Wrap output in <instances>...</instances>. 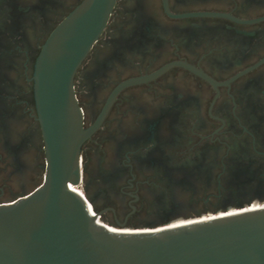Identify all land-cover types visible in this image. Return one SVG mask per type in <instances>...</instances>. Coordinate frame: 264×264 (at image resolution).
Returning <instances> with one entry per match:
<instances>
[{
  "label": "flooded vegetation",
  "instance_id": "1",
  "mask_svg": "<svg viewBox=\"0 0 264 264\" xmlns=\"http://www.w3.org/2000/svg\"><path fill=\"white\" fill-rule=\"evenodd\" d=\"M81 1L0 0V202L42 180L33 65ZM73 85L83 127L95 126L78 189L100 221L125 227L108 229L263 206L264 0H115Z\"/></svg>",
  "mask_w": 264,
  "mask_h": 264
},
{
  "label": "water",
  "instance_id": "2",
  "mask_svg": "<svg viewBox=\"0 0 264 264\" xmlns=\"http://www.w3.org/2000/svg\"><path fill=\"white\" fill-rule=\"evenodd\" d=\"M114 2L82 0L35 58L44 174L32 191L0 202V264H264V204L154 231L116 232L98 222L85 194L74 189L81 146L95 126L83 127L73 80Z\"/></svg>",
  "mask_w": 264,
  "mask_h": 264
},
{
  "label": "bare ground",
  "instance_id": "3",
  "mask_svg": "<svg viewBox=\"0 0 264 264\" xmlns=\"http://www.w3.org/2000/svg\"><path fill=\"white\" fill-rule=\"evenodd\" d=\"M74 189H76L77 191H79L80 192V190L78 189V186H76L75 185V188ZM81 193V192H80ZM255 208H258V207H262V205H260V206H254ZM244 208H249V207H244ZM243 208V209H244ZM223 213V212H222ZM226 213H224V214H220V215H225ZM206 218H212V216H207V217H205L204 219H206ZM199 219V218H198ZM185 221H197V219H193V220H185ZM98 222L101 224L102 223V225L104 224L102 221H100L99 219H98ZM175 226H179V225H173V226H169V227H175ZM106 227V226H105ZM155 228H157V227H155ZM155 228H144L145 230H150V231H154L155 230ZM160 229H162V228H160ZM112 231H114V229L112 230ZM137 231H139V230H137Z\"/></svg>",
  "mask_w": 264,
  "mask_h": 264
},
{
  "label": "rangeland",
  "instance_id": "4",
  "mask_svg": "<svg viewBox=\"0 0 264 264\" xmlns=\"http://www.w3.org/2000/svg\"><path fill=\"white\" fill-rule=\"evenodd\" d=\"M43 173H44V171H43ZM80 189L82 190V188L80 187ZM83 192V191H82ZM84 193V192H83ZM264 203V202H263ZM230 208H235L234 206H231ZM220 211V210H219ZM209 213H212V212H208V214ZM206 214L207 213H203V214H200V215H196V216H206ZM220 215V214H219ZM195 216V217H196ZM104 222V221H103ZM106 223V224H105ZM104 224L105 225H109V226H112V227H114V228H125V227H117V226H113V225H111V224H109V223H107V222H104ZM108 228V227H107ZM126 228H130V227H126ZM149 228V227H148ZM111 229V228H110ZM115 230H120V229H114V231ZM134 230H139V231H150V230H145V229H134Z\"/></svg>",
  "mask_w": 264,
  "mask_h": 264
}]
</instances>
